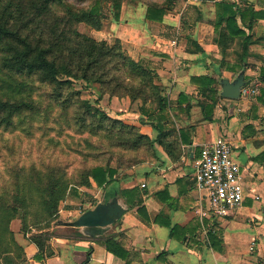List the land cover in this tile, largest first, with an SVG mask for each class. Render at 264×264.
Segmentation results:
<instances>
[{"label":"crops","instance_id":"crops-1","mask_svg":"<svg viewBox=\"0 0 264 264\" xmlns=\"http://www.w3.org/2000/svg\"><path fill=\"white\" fill-rule=\"evenodd\" d=\"M248 1L256 9H264V0ZM214 8L213 1L188 0L174 19L167 15L170 9L160 22L147 20L145 10L142 25L127 22L117 29L130 56L151 63L164 86L170 103L165 113L155 117L164 131H171L163 138L167 147L154 143L150 156L117 168L112 185H99L90 178L88 186L73 187L62 201L65 211L61 202L58 214L72 220L119 190L128 209L106 233L118 242L124 255L108 251L94 238L62 235L49 237L47 250L39 251L19 230L14 234L23 246L24 264H264V96L260 94L264 82L259 75L264 67V19L252 27L248 66L240 69L237 42L221 54L213 42V27L198 22L199 17L213 21ZM193 39L203 47L202 52L194 49ZM241 70L245 84L257 86L255 95L227 99L208 91L202 94L191 80L214 74L219 80H232ZM213 100L212 119H207L201 103ZM162 115L165 118L160 120ZM141 132L152 139L159 134L147 125ZM218 136L231 143L244 188L242 205L224 216L212 215L194 178L200 149ZM51 225L45 231L59 227L67 233L76 231ZM88 252L90 257L83 263Z\"/></svg>","mask_w":264,"mask_h":264},{"label":"trees","instance_id":"trees-1","mask_svg":"<svg viewBox=\"0 0 264 264\" xmlns=\"http://www.w3.org/2000/svg\"><path fill=\"white\" fill-rule=\"evenodd\" d=\"M4 1L6 0H0V72L35 77L39 83L54 86V92L48 97L63 106L65 114L71 117V120L74 119V123L81 131L87 129L93 134L103 131L106 136H110L115 128H119L118 132H115L118 139L116 145L136 149L143 140L147 144V156L151 155L154 143L167 147L163 138L171 131H164L161 125L157 126L159 134L153 139L137 131L134 132V138L121 141L123 129L127 128L126 132L130 133V129H134L133 126L123 125L119 119L104 112L89 99H80L72 91L63 99L62 89L67 90L73 83L81 82L88 88L92 84H99L102 90L105 86L112 88L114 92L119 89L129 90L133 100L139 98L143 104L149 100L155 103L154 110L161 114L165 113L169 106L170 101L164 93V86L159 83V77L153 68L124 54L118 40H115L113 45H108L104 40H95L75 29L73 25L79 22H85L96 29L100 28L101 21L99 15H96L98 10L95 7L76 9L65 4V28L59 29L57 21L49 23L53 20L51 5L61 3L63 0L30 1L27 7L30 11L25 4L18 3L12 7L11 0H7L2 6ZM200 1H214L215 19L210 21L199 17L198 22L213 27V42L221 54L236 41L237 68H246L248 66L246 59L253 43L251 30L257 20L264 19V9H256L248 0ZM174 3L175 0H164L162 4L149 3L145 18L162 21L165 12L172 9ZM119 6V3H116V7ZM114 17L118 18V12L114 13ZM191 43L196 51L199 53L203 51V47L196 39ZM109 66L123 70L124 78L129 82L110 75L107 70ZM259 75L260 80L264 82L263 66L259 69ZM191 80L199 85L202 94L208 91L216 97H222L218 88L219 75L192 77ZM210 85L212 86L209 87ZM260 94L264 96V89L260 90ZM215 103L216 100L210 104L201 103L205 118L212 119L211 113ZM73 105L75 107L71 108ZM31 106L30 102H10L0 98V128H10L13 125V117ZM140 161L131 162L124 167ZM117 168L119 167L113 165H96L81 172L75 183L67 177L64 178V173L56 168H49L42 175L39 172L33 175V172L12 169L13 188L7 191L9 200L0 195V264H24L25 261L23 246L10 228L13 219H20L19 230L28 236L39 251L47 250L45 246L49 237L44 232L58 219L59 205L67 193L75 186H88L90 178L99 185L104 183L109 186L114 181L113 174ZM113 184L118 188L115 183ZM67 236L86 237L77 232ZM94 240L102 242L108 251L124 255L120 245L110 234L106 233ZM89 257L90 252L83 263L87 262Z\"/></svg>","mask_w":264,"mask_h":264},{"label":"rangeland","instance_id":"rangeland-1","mask_svg":"<svg viewBox=\"0 0 264 264\" xmlns=\"http://www.w3.org/2000/svg\"><path fill=\"white\" fill-rule=\"evenodd\" d=\"M11 1L12 7L20 3L25 4L27 8L29 2L34 0ZM6 2L7 0L1 5L3 6ZM163 2L164 0H82L80 2L63 0L61 3L51 5L53 20L49 23L57 21L59 29L65 28V4L76 9L95 7L98 10L96 15H99L101 21L100 28L96 29L85 22H79L73 25L75 29L95 40H104L108 45H113L115 40H118L122 52L130 56L121 39L117 37L119 25L127 22L142 25L141 19L147 5ZM187 2L188 0H175L167 14L169 19H174L178 10ZM116 3H119V8L116 7ZM27 10L30 11L28 8ZM115 12H118V18L114 17ZM201 29L205 33V29ZM133 59L140 60L151 67V63L147 60ZM107 70L110 75L121 77L122 81L129 82L124 78L123 70H116L112 66H109ZM106 87L102 90L99 84H92L88 88L81 82H75L67 90L62 89V95L65 99L66 95L72 91L80 99H89L104 112L119 119L123 125L133 126L134 129H130V133L126 132L127 128L123 129L121 141L134 138V132H141L142 126L145 125L150 126L154 132L159 125V118L155 117L159 113L154 110L155 103L148 100L143 104L139 98L133 100L129 90L119 89L114 92L112 88ZM54 88L52 85L39 83L35 77L0 72V98L10 102L26 101L32 105L31 108L13 117V125L10 128H0V195L6 200H9L7 191L13 188L12 169H21L26 173L33 172V175L39 172L42 175L49 168H56L64 173V178L67 177L75 183L81 172L96 165H113L123 169L125 165L147 157V144L143 140L136 149L116 145L118 139L115 137V132H118L119 128H115L110 136H106L103 131L93 134L87 129L79 130L74 119L71 120V117L65 114L63 106L48 97L54 92ZM73 107L75 105L71 106ZM163 118L165 117H160V120ZM44 183L45 179H43ZM60 208L63 212L65 211V202L61 203ZM60 215L62 213L57 215L58 219H61ZM20 225V219L15 218L10 228L17 232ZM44 234L47 237L70 235L62 227L46 231Z\"/></svg>","mask_w":264,"mask_h":264},{"label":"built area","instance_id":"built-area-1","mask_svg":"<svg viewBox=\"0 0 264 264\" xmlns=\"http://www.w3.org/2000/svg\"><path fill=\"white\" fill-rule=\"evenodd\" d=\"M257 90L256 85L244 84L239 92L248 96L255 95ZM194 171L195 187L203 190L212 215L224 216L242 205L244 188L240 166L225 137L218 136L202 146L194 161ZM254 198L258 200L259 196Z\"/></svg>","mask_w":264,"mask_h":264},{"label":"water","instance_id":"water-1","mask_svg":"<svg viewBox=\"0 0 264 264\" xmlns=\"http://www.w3.org/2000/svg\"><path fill=\"white\" fill-rule=\"evenodd\" d=\"M245 84L244 72L241 70L229 80H219L220 95L227 99H237L240 89ZM128 209L125 200L121 199L118 192L104 197L93 207L82 211L76 218L66 221L57 219L54 223L60 226L74 228L77 233L89 238H97L104 235L118 221Z\"/></svg>","mask_w":264,"mask_h":264}]
</instances>
